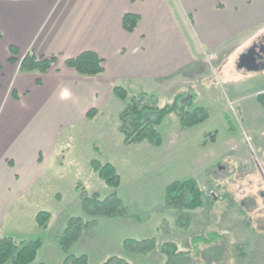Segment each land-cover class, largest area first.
Listing matches in <instances>:
<instances>
[{
  "label": "rangeland",
  "instance_id": "374dc122",
  "mask_svg": "<svg viewBox=\"0 0 264 264\" xmlns=\"http://www.w3.org/2000/svg\"><path fill=\"white\" fill-rule=\"evenodd\" d=\"M170 3L174 6L176 1ZM174 14L197 56L190 69L195 70L191 84L184 85L177 77L164 86L155 82L124 85L128 100L105 97L96 117L67 128L53 149L49 147V134L42 139L46 151L44 174L34 189L6 213L0 228L2 236L41 238L43 246L35 263L62 264L57 234L70 217L88 218L81 196L86 188L89 194L99 192L102 197L117 190L131 215L99 217L84 232L73 252L88 254L92 264H103L114 255L134 264H264V108L257 96V92H264V67H238L241 53L250 49L264 31L254 40L250 36L255 30L227 41L218 58L204 56L191 29L192 17L184 18L176 6ZM143 92L157 95L162 107L182 94L184 103L191 101V108H208L210 117L182 128L173 113L159 125L161 146L148 142L124 144L119 114L131 97ZM262 98L264 101V95ZM10 150L15 153L11 146ZM93 159L116 166L122 178L118 189L109 187L94 172ZM188 178L200 182L205 203L201 208L183 211L192 217L190 226L184 228L179 220L182 211L165 205V193L172 182ZM40 211L51 213L46 229L37 223ZM214 231L222 235L218 245H212L221 261L215 257L210 262L213 248L202 245L201 249L208 248L203 256L192 238ZM128 238H156L158 243L171 240L190 253L169 256L158 250L130 252L124 247Z\"/></svg>",
  "mask_w": 264,
  "mask_h": 264
},
{
  "label": "crops",
  "instance_id": "0c3cea01",
  "mask_svg": "<svg viewBox=\"0 0 264 264\" xmlns=\"http://www.w3.org/2000/svg\"><path fill=\"white\" fill-rule=\"evenodd\" d=\"M175 1L184 18L192 17L204 56L218 58L234 37L255 30L254 40L264 31V0ZM174 6L170 0H0V228L43 176L47 134L53 149L67 128L91 109L101 111L116 85L193 82L197 56ZM128 12L140 15L132 32L123 25ZM12 45L19 61L32 49L57 56L56 64L45 73H21L19 61H10ZM85 50L105 58L103 75L82 76L66 65Z\"/></svg>",
  "mask_w": 264,
  "mask_h": 264
},
{
  "label": "trees",
  "instance_id": "16d2710c",
  "mask_svg": "<svg viewBox=\"0 0 264 264\" xmlns=\"http://www.w3.org/2000/svg\"><path fill=\"white\" fill-rule=\"evenodd\" d=\"M140 22V15L128 12L124 15V28L130 32L134 31ZM12 56L10 61L17 63L19 60L16 57L17 47L11 46ZM57 61V56H39L30 49L19 61V72L21 73H45L51 69ZM66 65L74 68L82 76H97L103 75L106 72L105 58L94 50H85L75 57L66 59ZM39 81V80H38ZM114 94L122 100L129 99V91L122 85L114 87ZM258 95V100L264 108L263 96ZM14 96L18 97L14 91ZM182 94L165 106H160L159 97L155 94L143 92L139 95L131 97L126 107L119 114L120 126L119 130L123 136L124 144L130 145L134 143L148 142L153 146H161L163 143L162 134L159 130V125L163 119L170 114L178 116L182 128L196 126L210 117V111L206 107L191 108L188 106L190 102L184 103ZM99 111L91 109L87 116L92 118ZM91 167L94 172L106 183L109 187L115 190L121 185L122 178L116 166L112 163H103L100 160L93 159ZM83 210L88 215V218L83 216H73L67 220L63 229L57 234L59 248L63 254L62 264H92L88 254H75L73 252L84 235V232L94 224L99 217L106 218H127L130 217L128 205L119 193H113L102 197L99 192L88 193L86 188H83L82 193ZM205 198L203 187L196 178H188L185 180L174 181L166 187L165 205L168 208L181 210L179 220L180 224L185 228L190 226L192 217L185 214L184 210H195L204 206ZM51 213L47 211L38 212L36 218L40 227L46 229L49 226ZM222 235L217 232H211L207 235L197 234L192 240L202 255L205 251L202 245L212 247L211 255L208 258L210 262L216 257L218 261L216 249L212 245H218ZM43 241L41 238L36 239H16L13 236L5 235L0 237V264H48L45 261L36 262L37 257L42 249ZM220 246V245H219ZM124 247L130 252L151 253L157 250L160 253L168 254L169 256H183L190 253V250L180 249L176 242L167 240L158 243L156 238H145L138 240L128 238L124 240ZM220 246L221 254L224 253ZM203 255V256H204ZM185 257V256H184ZM103 264H134L127 258L114 255L109 257ZM202 264V263H201ZM210 264V263H205ZM221 264H224L221 263Z\"/></svg>",
  "mask_w": 264,
  "mask_h": 264
},
{
  "label": "water",
  "instance_id": "95a60500",
  "mask_svg": "<svg viewBox=\"0 0 264 264\" xmlns=\"http://www.w3.org/2000/svg\"><path fill=\"white\" fill-rule=\"evenodd\" d=\"M258 49L264 50V45L262 44L261 46L260 45L252 46L248 52L249 56H250L249 58L246 54H242L240 61H239V64H238V67H240V68H251L254 70H258V69L263 68L264 65L262 66L261 64H259L256 61L255 51Z\"/></svg>",
  "mask_w": 264,
  "mask_h": 264
},
{
  "label": "flooded vegetation",
  "instance_id": "af4514ba",
  "mask_svg": "<svg viewBox=\"0 0 264 264\" xmlns=\"http://www.w3.org/2000/svg\"><path fill=\"white\" fill-rule=\"evenodd\" d=\"M264 45V35H262L261 37H259L257 40L254 41V43L251 45L252 46H256V45ZM250 47V48H251ZM249 50H245L244 52H242V54H246L248 56V58L250 57L249 56ZM255 56H256V61L261 64L262 66L264 65V50L262 49H258L255 51Z\"/></svg>",
  "mask_w": 264,
  "mask_h": 264
}]
</instances>
